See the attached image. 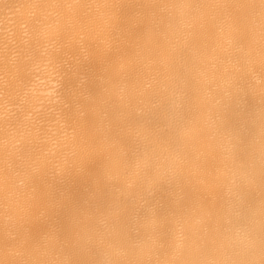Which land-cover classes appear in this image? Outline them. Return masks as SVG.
<instances>
[{
	"label": "bare ground",
	"instance_id": "1",
	"mask_svg": "<svg viewBox=\"0 0 264 264\" xmlns=\"http://www.w3.org/2000/svg\"><path fill=\"white\" fill-rule=\"evenodd\" d=\"M0 264H264V0H0Z\"/></svg>",
	"mask_w": 264,
	"mask_h": 264
}]
</instances>
